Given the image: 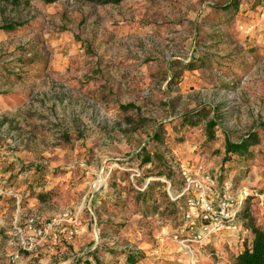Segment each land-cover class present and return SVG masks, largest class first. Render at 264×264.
I'll return each mask as SVG.
<instances>
[{"label":"rangeland","instance_id":"rangeland-1","mask_svg":"<svg viewBox=\"0 0 264 264\" xmlns=\"http://www.w3.org/2000/svg\"><path fill=\"white\" fill-rule=\"evenodd\" d=\"M8 23L23 26L0 30V186L19 201L0 197V264H127L129 251L135 264H233L232 242L191 260L166 198L185 164L261 191L247 210L264 223V0H0ZM200 110L207 120L183 123ZM225 139H250V155L230 166ZM64 211L79 220L70 255L19 250L15 226Z\"/></svg>","mask_w":264,"mask_h":264},{"label":"built area","instance_id":"built-area-1","mask_svg":"<svg viewBox=\"0 0 264 264\" xmlns=\"http://www.w3.org/2000/svg\"><path fill=\"white\" fill-rule=\"evenodd\" d=\"M176 173L180 188L168 193L172 200L184 199L182 221L175 236L186 254L192 255L197 247L224 235L235 236L237 242L247 237L249 230L242 214L247 203L259 196L253 195L250 188L235 186L230 179L219 181L218 175L185 164H180ZM5 196L19 201L14 191L0 186V197ZM78 222L77 216L68 211L49 221L28 217L22 225L13 228V236L22 252L32 254L43 249L55 257L58 247L79 235Z\"/></svg>","mask_w":264,"mask_h":264},{"label":"trees","instance_id":"trees-1","mask_svg":"<svg viewBox=\"0 0 264 264\" xmlns=\"http://www.w3.org/2000/svg\"><path fill=\"white\" fill-rule=\"evenodd\" d=\"M47 4L54 3L58 0H43ZM89 3H98V4H109V5H118L124 0H83ZM234 6V3L232 4ZM228 7H224L222 10L226 11ZM23 26V23H8L0 27V30L13 32L14 30L20 29ZM23 63H31L32 59H20ZM199 60L204 62V59L200 58ZM197 61L194 62V64ZM194 64H187V70H193L195 65ZM126 109V108H123ZM207 114L203 111H197L193 115H187L182 118L183 123L193 125L197 121L201 119H205ZM207 120V118L205 119ZM216 127V122L213 119L207 121L205 126V134L208 140L214 139V128ZM152 141L156 142L157 144H162L164 139L163 136L159 131H154L152 137ZM250 139L244 140L240 143H232L231 141L225 139L224 140V161L228 162L230 166H233V163H241L244 161V157L250 155L249 147H250ZM152 155H142V163L144 165L151 164L153 161ZM159 155L157 154V157ZM231 182L235 186H240L241 183H234L233 177L230 178ZM159 183H148L142 193H137L138 196L141 197V200H146L150 198L149 190L156 186ZM170 188L172 185L170 184ZM169 188V189H170ZM180 188V186H179ZM178 188V189H179ZM176 189V190H178ZM253 195H260L261 191L257 190L252 187L250 188ZM175 191V190H174ZM181 201V204L179 203ZM166 204L170 208H174L177 210L179 222L182 221V212L184 206V199H176L172 200L170 197L166 198ZM242 218L246 220V227L249 230V234L243 240L238 241V245L240 246V250L236 253L234 257L233 264H264V223L263 224H256L254 220L248 214L247 206L245 207L244 213L242 214ZM180 225V224H179ZM94 257L95 264H100L96 258L97 254H92ZM139 260V257L134 254V252L129 251L125 255V261L127 264H135Z\"/></svg>","mask_w":264,"mask_h":264},{"label":"crops","instance_id":"crops-1","mask_svg":"<svg viewBox=\"0 0 264 264\" xmlns=\"http://www.w3.org/2000/svg\"><path fill=\"white\" fill-rule=\"evenodd\" d=\"M241 186H243V185H241ZM27 196V194H25V195H23V196H20L21 198H23V197H26ZM260 200H261V203H262V199L260 198ZM235 238V236L234 237H232V236H228V235H224V236H221V237H217V238H214L212 241H211V243H209L208 245H213L214 246V248L216 247H219V245H221V244H226V243H229V242H232V244H235V246L237 245V240H235L234 239ZM237 242V243H236ZM220 243V244H219ZM74 244V243H73ZM239 249V248H238ZM41 250H43V249H40V252H37L36 254H39V255H43V257H44V262H46L47 261V259H46V257H47V255H46V253L44 252V251H41ZM60 252H64L65 254L64 255H70L71 253H69V252H67V251H65V248H62L61 249V247H60ZM36 254H34V255H30V256H27V258H26V260H29V259H31V258H33V257H35V255ZM17 257H18V255L17 254H15ZM41 255V256H42ZM45 255V256H44ZM19 258V260L22 258V257H18ZM17 258V259H18ZM42 260V261H43Z\"/></svg>","mask_w":264,"mask_h":264},{"label":"bare ground","instance_id":"bare-ground-1","mask_svg":"<svg viewBox=\"0 0 264 264\" xmlns=\"http://www.w3.org/2000/svg\"><path fill=\"white\" fill-rule=\"evenodd\" d=\"M190 255V258H191V260H193V257H192V255L191 254H189ZM194 262V261H193Z\"/></svg>","mask_w":264,"mask_h":264}]
</instances>
